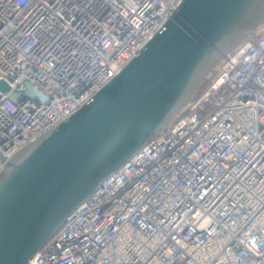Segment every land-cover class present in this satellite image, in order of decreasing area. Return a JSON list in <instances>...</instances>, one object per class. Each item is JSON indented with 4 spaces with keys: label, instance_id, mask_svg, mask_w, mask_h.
Returning a JSON list of instances; mask_svg holds the SVG:
<instances>
[{
    "label": "built area",
    "instance_id": "1",
    "mask_svg": "<svg viewBox=\"0 0 264 264\" xmlns=\"http://www.w3.org/2000/svg\"><path fill=\"white\" fill-rule=\"evenodd\" d=\"M183 0H0V174L70 118ZM27 83L45 102L11 95ZM27 264H264V31Z\"/></svg>",
    "mask_w": 264,
    "mask_h": 264
},
{
    "label": "water",
    "instance_id": "2",
    "mask_svg": "<svg viewBox=\"0 0 264 264\" xmlns=\"http://www.w3.org/2000/svg\"><path fill=\"white\" fill-rule=\"evenodd\" d=\"M264 0H183L139 56L0 174V264H27L71 214L171 121L205 75L253 41ZM241 41L238 46L236 42ZM3 93L10 88L0 83ZM46 97L27 83L14 103Z\"/></svg>",
    "mask_w": 264,
    "mask_h": 264
},
{
    "label": "rangeland",
    "instance_id": "3",
    "mask_svg": "<svg viewBox=\"0 0 264 264\" xmlns=\"http://www.w3.org/2000/svg\"><path fill=\"white\" fill-rule=\"evenodd\" d=\"M262 31H264V25L259 26L258 29H257V32H262ZM241 41H242V40L236 42L235 46H236V45L238 46V44H240ZM220 64H221V60H220V59L217 60V61L215 62V64L211 67V69H210V70L207 72V74L205 75V79H204V81H202V82L199 84V86L197 87V89L195 90L194 95L192 96L190 102H189L188 104H186V105L182 108V110H185V109L187 108V106H188V105H189L194 99H196V98H197V97H198V96L204 91V89L206 88L208 82H209L210 80H212V79L218 74Z\"/></svg>",
    "mask_w": 264,
    "mask_h": 264
}]
</instances>
